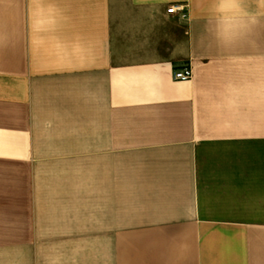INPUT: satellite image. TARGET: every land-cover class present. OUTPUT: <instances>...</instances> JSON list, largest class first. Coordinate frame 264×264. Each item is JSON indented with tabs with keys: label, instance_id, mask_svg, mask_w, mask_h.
Here are the masks:
<instances>
[{
	"label": "crops",
	"instance_id": "obj_1",
	"mask_svg": "<svg viewBox=\"0 0 264 264\" xmlns=\"http://www.w3.org/2000/svg\"><path fill=\"white\" fill-rule=\"evenodd\" d=\"M0 264H264V0H0Z\"/></svg>",
	"mask_w": 264,
	"mask_h": 264
},
{
	"label": "rangeland",
	"instance_id": "obj_2",
	"mask_svg": "<svg viewBox=\"0 0 264 264\" xmlns=\"http://www.w3.org/2000/svg\"><path fill=\"white\" fill-rule=\"evenodd\" d=\"M129 172H126L125 169L119 170V185L121 192H127V193H121L120 195L112 196H100L99 198L96 197H90L89 196V205L104 203V204H118L121 208V214L123 216H130V214L134 213H140L143 214V200L145 198L143 193L139 192H130V189L127 187L130 184H132L129 179ZM97 181L91 180L88 181V188L89 189H95L96 190ZM141 189V188H139ZM132 190V189H131ZM141 207V208H140ZM140 208V210H139Z\"/></svg>",
	"mask_w": 264,
	"mask_h": 264
},
{
	"label": "built area",
	"instance_id": "obj_3",
	"mask_svg": "<svg viewBox=\"0 0 264 264\" xmlns=\"http://www.w3.org/2000/svg\"><path fill=\"white\" fill-rule=\"evenodd\" d=\"M166 12L168 14L177 13L179 16L184 17V8L181 5L171 4L169 8H167ZM192 67L190 64L184 65L181 67H175L172 71V79L178 81H188L192 77Z\"/></svg>",
	"mask_w": 264,
	"mask_h": 264
}]
</instances>
